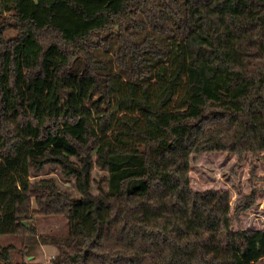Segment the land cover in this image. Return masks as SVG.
<instances>
[{"label": "trees", "instance_id": "1", "mask_svg": "<svg viewBox=\"0 0 264 264\" xmlns=\"http://www.w3.org/2000/svg\"><path fill=\"white\" fill-rule=\"evenodd\" d=\"M210 152L264 154V0H0V239L35 200L67 221L26 243L50 264H259L254 196L192 187ZM49 163L79 195L31 179Z\"/></svg>", "mask_w": 264, "mask_h": 264}, {"label": "rangeland", "instance_id": "2", "mask_svg": "<svg viewBox=\"0 0 264 264\" xmlns=\"http://www.w3.org/2000/svg\"><path fill=\"white\" fill-rule=\"evenodd\" d=\"M16 34L14 24H9L5 31L6 38H14ZM31 179L55 186L58 190L74 196L79 195L75 178L65 174L58 164L49 163L41 170L33 171ZM107 180V170L96 166L93 171L92 192L98 194L102 192V189L106 190ZM191 183L196 191L228 190L231 193L233 205L250 200L254 196V205L238 217L236 216L235 229L261 230L264 228V154H246L241 158L228 152L202 154L192 161ZM44 193L46 191L40 190L34 192V195ZM32 208V219L26 221L25 230L16 236H6L0 239V264H4L1 252L5 248L14 262L25 259L50 264L56 255L55 247L43 245L37 248L36 257L24 256L27 251L26 243L29 242L31 236L62 234L67 228L66 219L61 214L53 212L56 209L47 208L43 211L35 200H33ZM259 264H264V258H260Z\"/></svg>", "mask_w": 264, "mask_h": 264}]
</instances>
